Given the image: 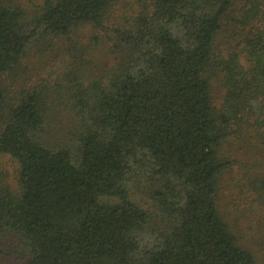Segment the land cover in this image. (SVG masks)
Segmentation results:
<instances>
[{
	"label": "trees",
	"instance_id": "16d2710c",
	"mask_svg": "<svg viewBox=\"0 0 264 264\" xmlns=\"http://www.w3.org/2000/svg\"><path fill=\"white\" fill-rule=\"evenodd\" d=\"M0 153V264H261L264 0H0Z\"/></svg>",
	"mask_w": 264,
	"mask_h": 264
},
{
	"label": "rangeland",
	"instance_id": "374dc122",
	"mask_svg": "<svg viewBox=\"0 0 264 264\" xmlns=\"http://www.w3.org/2000/svg\"><path fill=\"white\" fill-rule=\"evenodd\" d=\"M240 165L236 164V173L229 177V185L225 189V197L223 206L230 213V220L235 226L237 234L243 243L254 249L261 264H264V218L260 213V209L256 207L249 213H242L241 207L246 206L247 197L244 194L241 197L235 196L232 198L229 193L234 192L235 184L238 180ZM18 171V162L11 156L0 153V183L2 180L6 182H14ZM241 171V169H240ZM250 190H246V194ZM251 195V194H250ZM227 196V197H226ZM253 197V195H252ZM261 215V216H260ZM1 264H19L15 257H7Z\"/></svg>",
	"mask_w": 264,
	"mask_h": 264
}]
</instances>
